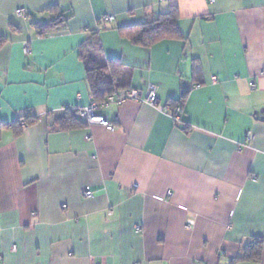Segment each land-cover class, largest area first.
Listing matches in <instances>:
<instances>
[{
	"label": "crops",
	"instance_id": "1",
	"mask_svg": "<svg viewBox=\"0 0 264 264\" xmlns=\"http://www.w3.org/2000/svg\"><path fill=\"white\" fill-rule=\"evenodd\" d=\"M173 7L178 37L119 34ZM54 8L70 19L37 36ZM91 33L119 88L156 86L178 120L127 101L97 112L111 132L60 130L93 98ZM0 43V264H264V0H0ZM252 238L259 261L233 263Z\"/></svg>",
	"mask_w": 264,
	"mask_h": 264
},
{
	"label": "trees",
	"instance_id": "2",
	"mask_svg": "<svg viewBox=\"0 0 264 264\" xmlns=\"http://www.w3.org/2000/svg\"><path fill=\"white\" fill-rule=\"evenodd\" d=\"M58 12V17L55 21L48 24H32L37 36H44L48 34L59 22L63 23L70 19L65 15L64 11L58 8L52 9ZM51 10V11H52ZM178 12L175 7L171 8L167 13L158 15L157 18L152 19L140 26H134L128 29L119 30V34L129 37V39L136 45L145 48L151 47L156 42L165 38H176L179 36L178 31ZM1 44V43H0ZM101 43L96 33H91L87 40L81 45L80 58L86 64L87 83L89 91L96 101L103 100L114 87H121L117 85L116 75L110 76L109 70L114 67H125L120 60L109 59L107 66H100L93 58L95 53H101ZM183 100V99H182ZM182 102V101H181ZM176 106V103H171ZM55 125L60 130H69L71 128L81 125L72 112H67V115L55 121ZM262 249V240L260 238H252L245 242L240 248V256L233 260V263H248L258 262L260 259Z\"/></svg>",
	"mask_w": 264,
	"mask_h": 264
},
{
	"label": "built area",
	"instance_id": "3",
	"mask_svg": "<svg viewBox=\"0 0 264 264\" xmlns=\"http://www.w3.org/2000/svg\"><path fill=\"white\" fill-rule=\"evenodd\" d=\"M15 16L17 18L26 19L27 13L23 9H18L15 12ZM113 18H108L107 20L110 22ZM23 52L25 55L30 53V49L27 43L24 44ZM215 81V79H213ZM156 86L149 84L144 92H140L138 90L132 88H119L114 87L112 91L101 101H96L95 99H91L90 104L81 109H68L64 108L63 110L70 111L78 118L81 123L86 125H99L104 127L107 131H113V126L109 124L108 120L104 116L97 115V112L100 110H104L111 105H119L125 103L127 101H135L139 103H144L156 108L160 113L171 116L174 120H178L179 115L182 113V109L180 106H172L171 104L159 105L157 102L156 96ZM29 114L26 113L25 117H28ZM23 118V119H24ZM21 128H25V121L20 122ZM249 140L252 139L251 134L247 135ZM93 192L88 189H83L82 195L85 198H91L93 196ZM135 231L138 233L141 231V228L136 227ZM14 251V248H13Z\"/></svg>",
	"mask_w": 264,
	"mask_h": 264
}]
</instances>
